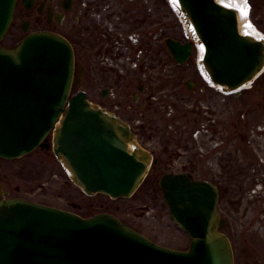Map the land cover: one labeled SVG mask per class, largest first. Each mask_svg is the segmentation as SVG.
I'll list each match as a JSON object with an SVG mask.
<instances>
[{"label":"water","instance_id":"95a60500","mask_svg":"<svg viewBox=\"0 0 264 264\" xmlns=\"http://www.w3.org/2000/svg\"><path fill=\"white\" fill-rule=\"evenodd\" d=\"M15 3L0 0V43ZM176 10L203 47L212 84L231 92L264 70V38L239 31L237 10L216 0H176ZM167 47L180 63L192 49L171 39ZM73 72L71 45L55 33H30L10 49L0 45V157L30 153L61 119L53 152L74 182L87 194L128 198L143 180L147 157L129 150L128 129L93 109L84 93L68 99ZM159 186L171 219L190 238L187 251L158 246L111 215L83 219L14 199L0 202V264H233L229 239L219 231L215 187L184 175H166Z\"/></svg>","mask_w":264,"mask_h":264},{"label":"flooded vegetation","instance_id":"af4514ba","mask_svg":"<svg viewBox=\"0 0 264 264\" xmlns=\"http://www.w3.org/2000/svg\"><path fill=\"white\" fill-rule=\"evenodd\" d=\"M163 1L172 16L165 11L161 16L160 0H16L1 47L9 49L31 32L67 39L77 80L71 93L84 92L94 109L129 130L135 148L147 157L141 185L156 177L153 189L161 193L159 181L166 175L211 184L233 264H264V121L254 119L263 106L255 105L253 91L226 94L207 79L202 57L196 55L198 45L175 38L174 25L166 24L175 21L174 7ZM16 16L23 17L19 37L9 35ZM169 28L172 33L163 37L161 31ZM169 38L191 45L183 63L170 54ZM263 88L264 72L244 89L261 93ZM52 148L49 135L23 157H0V202L23 199L57 209L63 202L67 209L61 210L84 218L108 213L99 206L83 216V207L92 205L67 201L49 192L48 183L32 181L33 174L47 172L50 159L63 168ZM55 172L51 175L60 181ZM67 179L63 185L69 188L74 183Z\"/></svg>","mask_w":264,"mask_h":264},{"label":"rangeland","instance_id":"374dc122","mask_svg":"<svg viewBox=\"0 0 264 264\" xmlns=\"http://www.w3.org/2000/svg\"><path fill=\"white\" fill-rule=\"evenodd\" d=\"M166 1L174 7L171 0ZM246 3L248 4L246 16L249 27L254 34H256L253 36L264 38V0H246ZM160 5L161 16L162 11L169 12L166 2L160 0ZM174 11L175 21H166V24L169 23L171 26L174 25L175 38L182 41H184L185 38H188L192 43L197 44L194 40L191 28L185 24L184 20L175 9ZM169 14L172 16L171 12H169ZM21 20H23V17L19 18L16 16L14 25L9 31V35L13 34L16 35V37L23 35V32L19 29ZM161 32L163 37L172 33L170 28L169 31ZM196 55L202 57L201 46H198ZM249 85L251 86V84ZM244 88L241 89V94L253 91L252 94L255 100V105L263 106L255 110L254 114L256 118L254 119L257 121H264V117H262V112H264V102H262L264 101L262 97L264 94V88L261 93L255 92L253 89L246 90ZM76 91L77 90H73L71 94L76 93ZM243 98L245 99L246 95H243L241 99ZM58 166L59 163H56L54 158L50 159L48 161L47 172L45 174H33L32 181H34L35 184L41 183L47 185L48 183L47 190L49 192L52 194L58 193L67 201L79 203L80 205H92L93 208L91 207L89 210H87V206L83 207V210L79 212L83 216L93 213L99 208V206H103L107 209L108 213L114 215L125 225L136 230L155 244L178 251L187 249L190 242L189 237L175 225L169 215L161 193L153 189L155 185L153 179L156 177H147L144 183L129 198L110 199L109 197L100 194L85 197L82 191L80 189L78 190L74 184L70 185V181L69 188L63 185L64 178L68 180L67 177L69 178L70 175L68 176V173L63 168H61V171ZM53 168L56 172L53 171ZM52 172H55L57 175L59 174L58 177L60 176V181H57L55 176L51 175ZM76 198L78 200H76ZM40 200H43V198H39L38 201ZM46 202L51 203L50 200ZM56 205L61 209H67L66 204L63 202L57 203Z\"/></svg>","mask_w":264,"mask_h":264},{"label":"bare ground","instance_id":"6f19581e","mask_svg":"<svg viewBox=\"0 0 264 264\" xmlns=\"http://www.w3.org/2000/svg\"><path fill=\"white\" fill-rule=\"evenodd\" d=\"M172 4L175 5L176 1L171 0ZM217 3L225 5L227 7H231L238 12V29L241 33L248 35H256L252 31V29L249 27V23L247 20L246 12L248 4L245 2V0H216ZM247 87V86H244ZM132 145H130L131 148ZM64 167L67 169L66 165ZM68 170V169H67Z\"/></svg>","mask_w":264,"mask_h":264},{"label":"snow or ice","instance_id":"6c2138e0","mask_svg":"<svg viewBox=\"0 0 264 264\" xmlns=\"http://www.w3.org/2000/svg\"><path fill=\"white\" fill-rule=\"evenodd\" d=\"M245 2H246V0H245Z\"/></svg>","mask_w":264,"mask_h":264}]
</instances>
